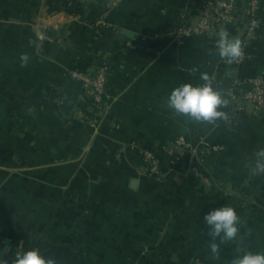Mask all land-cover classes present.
<instances>
[{"label": "crops", "instance_id": "crops-1", "mask_svg": "<svg viewBox=\"0 0 264 264\" xmlns=\"http://www.w3.org/2000/svg\"><path fill=\"white\" fill-rule=\"evenodd\" d=\"M204 1L79 0L83 12L68 14L48 0H0V242L10 240L0 264L31 248L56 264H232L237 247L264 252V174L251 171L264 150V107L245 106L225 125L165 103L202 74L223 97L264 78V7L253 33L220 27L250 54L229 64L216 54L220 29L179 33ZM103 63L106 95L92 117L75 75ZM179 137L205 155L207 183L187 175L185 149L176 161L167 152ZM141 151L161 178L147 174ZM221 206L236 210L240 239L216 257L203 216Z\"/></svg>", "mask_w": 264, "mask_h": 264}, {"label": "built area", "instance_id": "built-area-1", "mask_svg": "<svg viewBox=\"0 0 264 264\" xmlns=\"http://www.w3.org/2000/svg\"><path fill=\"white\" fill-rule=\"evenodd\" d=\"M119 0H112L116 4ZM243 1H246L243 3ZM205 0L195 10L192 16L186 15L179 20V33L181 36L196 35L199 37H213L220 27L234 22L239 25H245L249 33H253L257 28L256 14L264 7V0ZM221 30V29H220ZM242 48V58L250 57L247 53L246 42H240ZM240 59V60H241ZM109 67L103 63L94 72L93 75H75L81 84L83 93L90 98L92 102L91 116L95 117L103 108V100L106 95V82ZM245 90L230 89L224 98L227 103L221 111L224 116L217 121L225 125H230L233 118L244 109L245 106L252 108L254 112H261L264 107V78L263 76L255 77L246 81ZM209 151L220 149L217 146L206 145ZM179 149H185L189 154L186 173L199 183H207L199 164L203 155L190 143L182 137L176 138L173 144L167 149V152L175 155V161ZM143 163L146 167L147 174L150 177L161 178L164 173L160 169L158 160L148 151H141ZM205 156V155H204Z\"/></svg>", "mask_w": 264, "mask_h": 264}, {"label": "clouds", "instance_id": "clouds-1", "mask_svg": "<svg viewBox=\"0 0 264 264\" xmlns=\"http://www.w3.org/2000/svg\"><path fill=\"white\" fill-rule=\"evenodd\" d=\"M216 54L226 63H235L242 58L239 40L231 37L227 31L221 30L215 41ZM203 84L185 83L174 88L165 103L176 115L185 116L194 122L211 123L224 116L221 108L227 103L222 94L214 89L207 74H202ZM252 174H264V150L260 151L251 169ZM211 240V253L218 257L220 244L239 241L240 217L231 206L211 209L203 216ZM217 240L219 243H217ZM14 264H56L52 258L45 257L40 249L31 248L19 254ZM232 264H264V252L244 251L237 247Z\"/></svg>", "mask_w": 264, "mask_h": 264}, {"label": "trees", "instance_id": "trees-1", "mask_svg": "<svg viewBox=\"0 0 264 264\" xmlns=\"http://www.w3.org/2000/svg\"><path fill=\"white\" fill-rule=\"evenodd\" d=\"M48 6L49 11L63 10L68 14H80L83 12V5L79 0H48Z\"/></svg>", "mask_w": 264, "mask_h": 264}, {"label": "water", "instance_id": "water-1", "mask_svg": "<svg viewBox=\"0 0 264 264\" xmlns=\"http://www.w3.org/2000/svg\"><path fill=\"white\" fill-rule=\"evenodd\" d=\"M9 239H4L3 241L0 242V259L1 260H6L8 258V252L10 250L9 246ZM18 251L13 250V255H17Z\"/></svg>", "mask_w": 264, "mask_h": 264}, {"label": "rangeland", "instance_id": "rangeland-1", "mask_svg": "<svg viewBox=\"0 0 264 264\" xmlns=\"http://www.w3.org/2000/svg\"><path fill=\"white\" fill-rule=\"evenodd\" d=\"M255 17H256V19H257V14H256ZM258 25H259V24H258V22H257V27H258ZM255 31H256V29L254 30V32H255ZM259 76H261V75H259ZM259 76H253V77H251V78H249V79H254L255 77H259ZM249 79H248V80H249Z\"/></svg>", "mask_w": 264, "mask_h": 264}]
</instances>
